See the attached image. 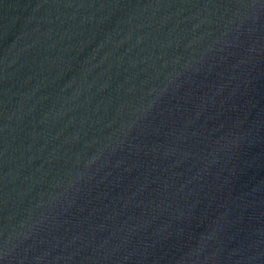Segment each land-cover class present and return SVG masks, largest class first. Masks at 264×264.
<instances>
[{
	"label": "water",
	"instance_id": "95a60500",
	"mask_svg": "<svg viewBox=\"0 0 264 264\" xmlns=\"http://www.w3.org/2000/svg\"><path fill=\"white\" fill-rule=\"evenodd\" d=\"M0 264H264V0H0Z\"/></svg>",
	"mask_w": 264,
	"mask_h": 264
}]
</instances>
